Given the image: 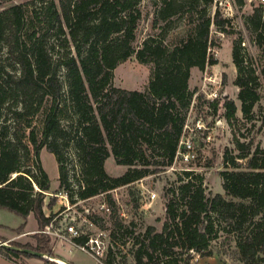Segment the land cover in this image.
<instances>
[{"label":"trees","instance_id":"trees-1","mask_svg":"<svg viewBox=\"0 0 264 264\" xmlns=\"http://www.w3.org/2000/svg\"><path fill=\"white\" fill-rule=\"evenodd\" d=\"M143 1L34 0L0 11V208L25 221L33 215L40 229L50 224L55 214L47 215L45 206H54L46 204L51 179L40 157L46 148L59 166L56 194L68 193L72 203L107 195L116 220L105 264H118L119 257L121 264L128 257L131 264H193V254L213 256L211 245L222 236L235 244L239 264H264V149H252L251 142L237 140L238 154H225L226 169L219 172L224 194L209 192L204 176L194 170H182L176 182L168 183L161 231L149 226L137 234L134 224L116 218L112 191L173 166L194 99L191 72L218 64L210 54L221 46L212 28L233 33V20L219 7L211 15L214 0H160L155 22L165 25L137 47ZM184 14L186 35L168 44L173 19ZM245 24L261 59L248 54L242 37L235 40L234 84L243 116L252 119L264 81L263 7L255 8ZM133 57L151 66L145 91L113 84L116 68ZM219 103H211L214 112ZM222 106L232 125L235 102L225 98ZM68 148L78 170L70 167ZM110 157L128 170L110 176L105 167ZM125 238L131 247L122 254ZM50 242L44 234L35 246H12L53 255ZM0 256L18 264L34 257L6 246Z\"/></svg>","mask_w":264,"mask_h":264},{"label":"rangeland","instance_id":"rangeland-1","mask_svg":"<svg viewBox=\"0 0 264 264\" xmlns=\"http://www.w3.org/2000/svg\"><path fill=\"white\" fill-rule=\"evenodd\" d=\"M31 1L34 0H0V11L14 4ZM55 1L59 3L60 0ZM159 2L160 0L143 1L142 8L144 17L140 22L137 32V40L135 43L137 47H140L147 37L160 34L161 27L165 25V23L161 21L155 22ZM218 7L223 16L233 20V33L226 36L216 32V30L212 28L213 38L216 39L221 46L220 48H212L210 54L218 60V64L215 66H208L203 71L195 68V70L191 72L190 89L194 92L196 99L195 104H193L194 102L192 101L191 105L194 112L196 114L200 113L203 116L205 115V119L208 123L211 121V119H209L210 115H214V121L212 120L213 124L216 120H220L221 123H219V127L214 132V141L211 144L207 145L204 142H200L201 147L199 146L198 148V160L194 164L185 165L177 163L160 173L150 175L137 181L131 188H118L110 193L116 204V218L128 226L134 224L133 228L137 234L144 233L149 226L155 227L158 231L162 230L163 223L166 219L164 187L168 185V183L176 182L178 174L181 173L182 170H194V172L202 174L205 178L204 186L207 187L209 192L224 194L222 179L219 172L226 169L224 158L227 152H229V156H236L238 154L236 146L237 140L245 144L251 142L253 144L252 149H255L257 146L264 149V81H262L260 87L261 100L253 110V118L246 119L243 116L241 102L238 99L239 88L234 84V80L237 76V69L233 64V42L240 37L244 40L242 46L247 49L248 54L253 58L261 59L260 51L253 42V33L247 29L245 20L253 13L255 8L263 7L264 10V3L261 0H214V4L210 10L211 15L214 14V11ZM187 17V14L175 16L172 29L168 32L166 39L168 44H172L186 35V31L188 30ZM258 64H260L259 61L256 64L257 67L259 66ZM259 68L262 67L260 66ZM211 76H213V80H215L211 82H216L215 85H210L207 80ZM150 79L151 66L142 64L133 57L122 62L116 68L114 71L113 84L117 88L145 91L148 88ZM205 83L209 87L208 89H218L220 97L218 102L220 103L217 112H214L215 109L210 106L211 102H209V99H206L203 93L204 90L202 89ZM208 89L206 88L205 91H208ZM225 98L234 101L237 106L236 119L232 125L228 124L226 118H224L226 110L223 108L222 103ZM66 153L67 156H70V167L78 170V163L72 148H68ZM40 157L43 167L51 179V192L47 194L46 204L49 202L54 204L51 210L48 209V206H45V212L47 215L55 214L54 217L59 216L57 225H59V222L62 221L64 217H76V211L79 209L81 210V207L95 206L97 203H102L107 200V195H100L83 204L80 203L75 207L69 198L67 209L66 199L64 198L65 194H56L59 188V166L56 157L46 148L41 151ZM238 163L240 164V161H238ZM105 167L107 173L112 177L121 176L128 170L126 166L117 165L113 157H110L106 161ZM152 194L156 195L155 199L151 198ZM76 199L77 197H75V200ZM77 201L78 199L76 202ZM136 205H138L137 208ZM114 219L112 215L106 216L105 219H101L97 222L96 227H93L92 231H94L96 235H99L102 231L106 236L103 240L109 241L114 228ZM24 224L25 227L22 233L18 234L17 230ZM85 228L86 227H84V231L87 230H85ZM41 230L33 215L25 221L15 213L0 208V236L6 239L4 243L7 245L12 246L19 243L22 245L31 244L35 246L37 244V236L44 235L39 233ZM3 237H0V241H2L1 239H3ZM49 237L51 239L49 246L53 250V255H44V259L47 261L36 257L35 264H60L56 261L57 259L63 260L66 263L68 262L67 264H101L91 255L78 249H73L69 245L63 247L64 243H61L51 236ZM123 242H126V244L123 245L122 254H126L131 247V239L125 238ZM211 250L215 255L222 256L231 264H239L234 259L235 244L226 242L225 236L213 241ZM196 254L193 255L197 257L198 255ZM119 260L121 262L120 257L117 263L121 264ZM24 261L23 259V262ZM131 263L132 260L128 257L126 264ZM194 263L195 260L193 264Z\"/></svg>","mask_w":264,"mask_h":264},{"label":"built area","instance_id":"built-area-1","mask_svg":"<svg viewBox=\"0 0 264 264\" xmlns=\"http://www.w3.org/2000/svg\"><path fill=\"white\" fill-rule=\"evenodd\" d=\"M264 3V0H261ZM214 76V75H213ZM213 76L209 77L207 80L209 81L210 85H215V83L211 81L213 80ZM209 87L207 84H204V88L202 90L206 96V99H209V102H216L220 100L218 89H205ZM195 96L193 100V104H195ZM210 103V106H211ZM196 109V108H195ZM196 111V110H195ZM193 107L190 109L187 120L184 126L183 136L180 140L179 150L173 165L177 163L185 164V165H192L198 160V148L201 147L200 142H204L205 144H211L214 141L213 135L214 132L219 127L220 120H216L213 124V116L210 115L209 119L211 121L208 123L206 121V116L198 113L194 114ZM200 144V145H199ZM64 198L66 199L67 209H68V202L69 196L68 193H64ZM152 199L156 198L155 194H152ZM88 200H78L76 203H73V206L77 207L80 203H85ZM66 209V210H67ZM70 209V208H69ZM72 210V209H70ZM68 210V211H70ZM77 216L73 218H63L62 221L59 222L57 225L58 217H54L50 224L45 226L44 229L39 231L41 234H45L48 236L53 237L56 240H59L61 243L71 246L74 249H78L83 251L93 258H95L99 263L105 264V259L108 253L109 246L111 245L110 240L104 241L103 239L106 237L102 231L99 235L94 233L93 227H96L97 222L102 217H106L112 213V206L107 202L97 203L95 206H83L81 210L79 209L76 211ZM62 215V214H61ZM61 225V226H60ZM84 227L86 231H84ZM82 236H87V240L83 244H77L75 242L76 238H80ZM200 257L197 256L195 261L198 260Z\"/></svg>","mask_w":264,"mask_h":264},{"label":"crops","instance_id":"crops-1","mask_svg":"<svg viewBox=\"0 0 264 264\" xmlns=\"http://www.w3.org/2000/svg\"><path fill=\"white\" fill-rule=\"evenodd\" d=\"M195 69H193L192 70V72L194 71ZM190 86H191V81H190ZM31 216V215H30ZM29 216V217H30ZM28 217V218H29ZM30 232H33V231H30ZM29 233V232H28ZM0 237H3V236H0ZM6 238V237H5ZM7 238H9V237H7ZM3 239H4V237H3ZM6 240V239H5ZM66 246V244H63V247H65ZM72 248V247H71ZM74 249V248H73ZM72 250V249H71ZM70 250V251H71ZM37 258H39V257H37ZM35 259H36V257H29V258H24V264H35L36 262H35ZM44 260H46V259H44ZM47 261V260H46ZM57 262L58 261H63V260H59V259H57L56 260ZM63 262H65V261H63ZM59 263V262H58ZM68 263V262H67ZM66 262H65V264H67ZM0 264H18V263H15V262H11V261H9V260H7V259H5V258H3L2 256H0ZM61 264V263H60ZM71 264V263H70ZM73 264V263H72ZM194 264H231L227 259H225V258H222L221 256H218V255H213V256H210V257H205V258H199L198 260H196L195 261V263Z\"/></svg>","mask_w":264,"mask_h":264},{"label":"water","instance_id":"water-1","mask_svg":"<svg viewBox=\"0 0 264 264\" xmlns=\"http://www.w3.org/2000/svg\"><path fill=\"white\" fill-rule=\"evenodd\" d=\"M1 246H6V247H9L11 249H14V250H18V251H21V252H25V253H30V254H33L35 257H45L44 255L40 254V253H37V252H33V251H29V250H20V249H17L16 247H13V246H9L7 245L6 243L0 241V247Z\"/></svg>","mask_w":264,"mask_h":264},{"label":"bare ground","instance_id":"bare-ground-1","mask_svg":"<svg viewBox=\"0 0 264 264\" xmlns=\"http://www.w3.org/2000/svg\"><path fill=\"white\" fill-rule=\"evenodd\" d=\"M59 263H61V264H65V262H63V261H58Z\"/></svg>","mask_w":264,"mask_h":264}]
</instances>
